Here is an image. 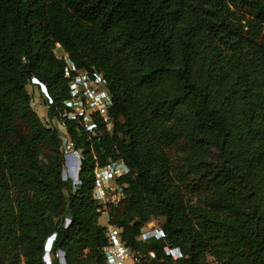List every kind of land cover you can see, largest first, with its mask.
Instances as JSON below:
<instances>
[{"label":"trees","instance_id":"16d2710c","mask_svg":"<svg viewBox=\"0 0 264 264\" xmlns=\"http://www.w3.org/2000/svg\"><path fill=\"white\" fill-rule=\"evenodd\" d=\"M66 57L103 77L112 133L62 117ZM33 79L83 152L78 183ZM118 159L110 224L152 264H264V0H0V264H46L53 235V264H104L94 172ZM159 219L166 238L139 241Z\"/></svg>","mask_w":264,"mask_h":264},{"label":"built area","instance_id":"2783aa9c","mask_svg":"<svg viewBox=\"0 0 264 264\" xmlns=\"http://www.w3.org/2000/svg\"><path fill=\"white\" fill-rule=\"evenodd\" d=\"M66 77L70 79L69 85L71 89V97L64 105L62 117L66 120L75 122L81 129L92 136L99 133V128L103 126L108 133L114 130V118L111 115L113 108L112 96L109 92L101 74L79 69L67 57ZM34 82L40 83L33 79ZM35 84V83H34ZM43 87V95L49 105H53V99L50 97L46 87ZM63 147L65 155V170L74 168L77 172V181L79 182V172L84 161L82 150L75 147L74 143L68 139L67 132H62ZM95 185L94 198L102 208V217L106 218L108 244L101 253L103 255L104 264H152L155 254L150 252L145 255L141 252L133 250L127 245L122 238V230L110 224L109 211L111 207L121 206L127 196L125 184L120 180L124 179L129 168L124 159L111 161L107 166L95 168ZM70 222L67 221V225ZM56 235H53L46 243V254L44 261L46 264H53V256L51 254L53 241ZM166 238L163 227L153 226L148 223L144 226L138 240L149 244L153 240H161ZM49 243V247L47 244ZM166 253L174 260L183 258L180 250L172 247L166 248ZM48 255V256H46ZM55 257H62L58 252ZM66 264V263H65Z\"/></svg>","mask_w":264,"mask_h":264},{"label":"rangeland","instance_id":"374dc122","mask_svg":"<svg viewBox=\"0 0 264 264\" xmlns=\"http://www.w3.org/2000/svg\"><path fill=\"white\" fill-rule=\"evenodd\" d=\"M56 53L60 58L65 56V52L61 47L57 48ZM32 82L36 83L34 81ZM28 91L31 93L32 98H33L32 106L34 110L37 112V114L39 115V117L41 118V120L43 121V123L46 124L47 126L58 128L60 132H63L64 127L61 125V123H59L56 120L51 121L48 118V107L46 105V100L43 95L44 89L39 86L37 87L29 86ZM66 173L67 175H71L75 182L77 181V172L75 171L74 168L66 169ZM100 223L104 227L107 224L105 219H100ZM151 223L153 224V226L163 227L165 222L163 219H159V220H154ZM210 264H217V262L211 261Z\"/></svg>","mask_w":264,"mask_h":264},{"label":"clouds","instance_id":"9594fccd","mask_svg":"<svg viewBox=\"0 0 264 264\" xmlns=\"http://www.w3.org/2000/svg\"><path fill=\"white\" fill-rule=\"evenodd\" d=\"M35 84H37L39 87H42L41 85H40V83H35ZM43 88V87H42ZM69 177H72L71 175H68ZM73 178V177H72ZM47 247H49V243L47 244ZM45 251H46V247H45ZM60 254H61V258H60V261L62 262V264H65L66 263V258H65V255H64V253L63 252H59ZM46 256H48V255H46Z\"/></svg>","mask_w":264,"mask_h":264},{"label":"crops","instance_id":"0c3cea01","mask_svg":"<svg viewBox=\"0 0 264 264\" xmlns=\"http://www.w3.org/2000/svg\"><path fill=\"white\" fill-rule=\"evenodd\" d=\"M101 219H105L106 220V218H104V217H102ZM106 227V226H105Z\"/></svg>","mask_w":264,"mask_h":264}]
</instances>
